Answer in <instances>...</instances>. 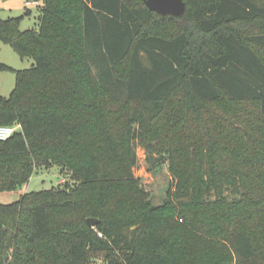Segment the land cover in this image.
I'll use <instances>...</instances> for the list:
<instances>
[{
	"label": "trees",
	"instance_id": "1",
	"mask_svg": "<svg viewBox=\"0 0 264 264\" xmlns=\"http://www.w3.org/2000/svg\"><path fill=\"white\" fill-rule=\"evenodd\" d=\"M28 1L41 8L38 29L0 17V44L34 59L27 69L0 62L17 75L0 124L21 125L0 140V192L55 166L74 183L0 203V264H235L228 239L236 264H264V2L184 0L177 16L144 0ZM223 98L257 106L256 172L218 160L203 112ZM107 101L128 108L122 145L105 127ZM166 113L203 127L193 168L151 139ZM138 143L154 173L170 161L176 184L160 205L132 172Z\"/></svg>",
	"mask_w": 264,
	"mask_h": 264
},
{
	"label": "rangeland",
	"instance_id": "2",
	"mask_svg": "<svg viewBox=\"0 0 264 264\" xmlns=\"http://www.w3.org/2000/svg\"><path fill=\"white\" fill-rule=\"evenodd\" d=\"M28 0H0V17H20V27L23 30L38 29L40 24L41 8L37 3H28ZM262 3L264 0H260ZM28 12V13H27ZM0 62L12 66L15 69L30 68L33 58H21L10 44H0ZM17 75L14 71L0 69V95L9 97L16 86ZM179 101L172 102V108H179ZM106 103V102H105ZM103 111L108 123L107 128L112 129V136L116 144L122 145L123 122L128 115L127 106L107 101ZM180 111V110H179ZM168 113L163 114L159 122L151 131V139L158 146H170L173 148L174 160L178 167L193 168L197 160V153L201 141L206 140L203 127L197 124L193 117L186 119L183 114H178L174 120L168 119ZM205 121L213 132L215 153L219 162L229 164L236 162L245 171L255 172L259 168L260 158L256 159L259 153L258 145L252 140L259 136V129L255 130L258 124L257 106L248 101H230L223 98L218 101L208 102L203 112ZM112 122V124H109ZM183 124V125H182ZM253 127L254 130H249ZM203 139V140H201ZM252 146V147H250ZM137 162L132 172L137 177L148 194L149 200L154 205L164 203L168 198V189L175 186L176 179L170 170V161L163 160L162 170L154 173L153 166L148 163L149 152L145 146L136 144ZM151 155L160 157V154L153 152ZM261 157V156H260ZM69 182L73 184L67 170H61L55 166L49 170L34 173L29 182L16 190H5L0 192V203H12L17 201L22 194L31 191L48 189L53 186L60 187ZM254 193L256 189H253ZM252 193V194H254ZM229 199L239 198L240 195L229 189L225 193ZM254 196H260L259 194ZM209 199H215L212 195ZM264 210V199L258 205ZM179 222H183L181 216H177ZM198 233H201L197 231ZM231 254L235 256L231 241H226ZM12 250L9 253L8 261L12 260Z\"/></svg>",
	"mask_w": 264,
	"mask_h": 264
},
{
	"label": "water",
	"instance_id": "3",
	"mask_svg": "<svg viewBox=\"0 0 264 264\" xmlns=\"http://www.w3.org/2000/svg\"><path fill=\"white\" fill-rule=\"evenodd\" d=\"M147 6L163 15L180 16L186 11V2L184 0H144ZM99 222L98 218L88 217L87 223L95 226Z\"/></svg>",
	"mask_w": 264,
	"mask_h": 264
},
{
	"label": "built area",
	"instance_id": "4",
	"mask_svg": "<svg viewBox=\"0 0 264 264\" xmlns=\"http://www.w3.org/2000/svg\"><path fill=\"white\" fill-rule=\"evenodd\" d=\"M21 128L19 123L8 125V124H0V140H7L11 136L15 134L17 130ZM102 235V233H99Z\"/></svg>",
	"mask_w": 264,
	"mask_h": 264
},
{
	"label": "crops",
	"instance_id": "5",
	"mask_svg": "<svg viewBox=\"0 0 264 264\" xmlns=\"http://www.w3.org/2000/svg\"><path fill=\"white\" fill-rule=\"evenodd\" d=\"M28 3H35V2H30V1H27ZM1 96V95H0Z\"/></svg>",
	"mask_w": 264,
	"mask_h": 264
}]
</instances>
